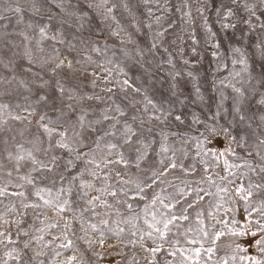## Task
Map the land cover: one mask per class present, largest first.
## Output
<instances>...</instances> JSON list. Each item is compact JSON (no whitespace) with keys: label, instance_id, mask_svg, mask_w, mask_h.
Here are the masks:
<instances>
[{"label":"snow or ice","instance_id":"1","mask_svg":"<svg viewBox=\"0 0 264 264\" xmlns=\"http://www.w3.org/2000/svg\"><path fill=\"white\" fill-rule=\"evenodd\" d=\"M139 2L145 6L150 18L145 26L151 32V42L146 48L137 46L136 57L126 47L120 49L121 55L118 56L107 44L100 47L96 41L79 40L82 48L102 55L104 60L100 63L88 55L75 62L80 65L76 69L72 60L67 57L60 59L58 49L53 48L55 56L45 58L34 54L32 48L25 45L24 57L30 65L39 64L43 68L49 62L56 61L55 66L48 69L53 77L58 76V70L87 72L89 67L94 68L89 74V82L94 90L91 93L84 92L79 87H66L60 78L54 81L51 78L44 79L40 73H32L30 80L18 79L15 74L0 75V131H11L13 121L24 124L27 129L34 116L37 117L38 130V134L34 133L33 139L27 142L31 147H25L17 141L15 151L5 148L4 153H0V205L3 206L0 209V246H3L4 257L0 259V264H10L12 261L15 264H46L45 258L47 264H97L103 259L102 252L97 251V248L104 249L107 241L113 238L126 246L138 245L149 254V264H159L156 257L162 251L173 258L179 256L178 259L165 260L164 264H201L202 255L206 257L203 264H229V260H239L241 264L245 261L248 264H264V259L255 255H239L248 251L237 240L249 235L251 220L240 228L235 219H220L217 223L223 227L211 233L208 231L209 226L205 224L206 215L215 220L221 209L225 214L233 211L226 205L233 203L236 198L245 202L249 217L256 211L264 218V199L253 200L257 194H264V0H211L220 29L225 35L214 30L207 17H204V27L207 30L205 42L213 49L211 55L216 58V70L230 67V71L227 76L218 77L212 82L217 98H213L211 122L203 121L195 112L192 113V125H203L204 132L187 138L194 142L197 150L196 157L188 165L184 163L189 156L187 148L169 144L168 134L163 131L156 156H149L156 141L150 137L151 128L147 130L149 135H145V120L141 113L147 114L149 120L164 123L170 122L168 118L172 117L183 124L185 114L180 112L174 115L177 111L175 105H186V101L205 104L206 97L201 92L197 75L192 71L185 74L177 70L169 54L166 61L156 64L157 68L164 63L171 66L167 71V88L164 89L170 94L167 98L168 106H165L163 100L158 102L154 98L153 94L158 93L163 84L158 78L153 79L154 74L144 67L145 61L142 58L154 54L164 44L168 29L153 31V25H161L166 17L163 14L155 15L150 5H156V11L168 13L171 11V0ZM27 3L28 11L36 16L51 13V5H54L64 16L74 18L62 19L61 24L72 23L80 31L86 25H91L90 13L93 17L98 16L111 29L110 34L120 39L122 45L136 44V41L117 18L119 8H123L132 18L131 26L135 31H141V24L130 7L129 0H77L76 4H72L71 0H27ZM208 6L209 0H202V7L197 8V12L205 13ZM189 7L188 0H181L176 10L182 11ZM23 11L20 0H0V50L10 46L11 51L18 47L14 41L7 39L13 35L8 28L12 23L8 14L16 15L18 26L21 23L19 14ZM183 14L191 23V11H184ZM54 18L55 15L48 16V20ZM109 22L114 23L115 28ZM238 25H246L247 33L252 35H246L245 29ZM33 27L32 23L25 25L26 29ZM35 27L40 34L37 51L43 53L44 49L39 44L49 38V29L41 25ZM229 30H233L232 34H229ZM237 31L239 39L235 35ZM18 35L23 36L25 41H30L27 31L21 30ZM225 37L231 42L228 44L230 64L225 53L220 51L225 47ZM190 38L194 45L200 43L194 33L190 34ZM50 39L61 44L66 42L63 33L59 36L53 34ZM73 39L77 40L78 37L73 36ZM245 40L249 42L247 45L244 44ZM237 44L241 46H236ZM67 47L69 51L77 49V45L71 40L67 41ZM250 48L253 49L251 53ZM164 51L168 52V49L164 48ZM192 52L196 53L195 46ZM15 55L13 52L12 56ZM127 61H134L139 65L143 69V76L130 75L131 69ZM188 63V60L184 61L185 65ZM0 65L12 70L14 60L12 57L5 60L0 55ZM27 71L32 72L30 67ZM186 78L191 81L193 89L187 94L184 91L187 86ZM98 82L106 85L100 88V92L110 95L101 96L95 91L99 87ZM20 88L29 94L24 96L26 104L23 107L4 99ZM228 89L231 91L226 94ZM117 90L123 94V100L127 104L122 105L113 100ZM33 93L35 99L32 98ZM182 96L185 98L181 99ZM92 101H101L105 105H108V101L112 103L96 112L90 103ZM208 107L211 109L212 105L209 104ZM40 109H49L55 115L49 116L47 111H39ZM129 110L133 112L130 120L139 121L138 127H133V123L129 122ZM4 143L9 142L5 140ZM209 143L213 147H207ZM236 148H242L245 155L238 153ZM5 159L12 165L11 168L5 164ZM197 162L204 165L203 175L199 179L194 178ZM25 165L29 167L27 171H22ZM221 166L225 175H220L219 172L214 173L215 178L208 175L209 167ZM133 167L137 170L135 176L130 174ZM14 172L15 181L11 179ZM33 173H39L41 179L51 181L53 186L59 184L55 194L52 188L37 185ZM5 174L9 179H3ZM177 180L179 183H175ZM237 180L241 183L237 184ZM10 187L18 190L10 191ZM168 188L172 191H167ZM212 188H215L214 192L211 191ZM73 197L82 201L83 206L74 208ZM206 197L214 198L209 202L207 213L199 207ZM5 199L8 200L6 204ZM137 201H147L142 208L143 224L147 229L137 227V221L141 218L140 213L135 211ZM120 205L128 210L127 216L120 212ZM97 208L106 211L101 214L96 211ZM29 210L32 219L38 220L42 226H24ZM44 210L54 212L56 219L49 222L50 218ZM190 210L194 211L196 227L185 229L183 235L184 243L191 247H177L181 241L170 234L173 233V228L181 227L178 221L191 219ZM67 213L71 215L66 216ZM113 214L116 216L114 221L111 219ZM74 222L79 224L78 231L82 235L77 236L73 229ZM121 224L131 225L128 237L124 236L125 229ZM256 225L257 231L250 232L253 237L264 233V224L256 221ZM212 227L215 228V225ZM52 228H58L59 233L52 235ZM45 235H52V239H45ZM21 237L26 239L21 240ZM224 238L231 241L227 247L232 249L233 254L213 262V255L224 246L221 243ZM77 240L84 242L91 257L78 246ZM147 241H151L153 247H145ZM166 245L169 247L166 248ZM251 246L264 254V235L255 239ZM25 250L31 252L27 258ZM65 252L71 254L65 256ZM60 257L63 259H58Z\"/></svg>","mask_w":264,"mask_h":264},{"label":"rangeland","instance_id":"2","mask_svg":"<svg viewBox=\"0 0 264 264\" xmlns=\"http://www.w3.org/2000/svg\"><path fill=\"white\" fill-rule=\"evenodd\" d=\"M72 4H76L77 0H71ZM82 2V0H81ZM163 2V0H162ZM181 3V0H171L170 7L171 11L168 13H162V11H156V5H150L154 9L155 15H165V19L162 21L161 25H153V31L159 29L163 30L164 28H167L168 31L166 33V38L164 41V44L161 47H158V49L155 50L154 54H148L142 59L145 61L144 67L149 68L151 72L154 74L153 79H159L161 83L163 84V88H160L158 93H154V98L159 102L163 100L165 106H168V96L170 95L164 89L167 88V71L170 70L171 66L167 63H164L162 67L157 68L156 64L160 63L161 61H166L169 58V54L173 61L175 62L177 66V70H181L185 74L188 71H192L194 74L197 75L200 86H201V92L206 97V103L200 104L197 103H191L186 101V105L176 104L175 107L177 109L175 114H179L180 112H183L185 114L184 123L181 124L172 117H169L168 120L170 122H164L161 123L160 121L156 120H149L147 114L141 113L145 120L144 125V133L145 135H149L148 129L151 128L152 132L150 133L151 139L156 141V143L153 144V151L149 153L150 157H155L156 152L159 150V143L162 139L161 137V131L168 134V143L174 145L175 147L179 148L181 146H184L187 148L189 152V156L184 160V163L186 165L193 162V158L196 157V148L194 145V142L191 140H188V137L191 136H197L200 133L204 132V126L203 125H192V113L195 112L201 120L211 122V115L214 111V104H213V98H217V93L215 88L212 86V82L214 79H217L218 77L227 76L228 72L230 71V67L228 69H220L219 71L216 70V58L211 55L212 48L206 44V37H207V30L204 27V17H207V21L211 27H213L214 30L218 31L220 35H225V33L220 29L219 22L217 20V17L215 15V9L211 4V0H209V6L208 10L205 13L197 12V8L202 7V0H188L189 8H185L182 11H177L176 8ZM20 5L24 9L22 14H19L21 17V23L17 26L16 24V15L9 13V18L11 19L12 23L8 26L9 31L13 32V35L9 36L7 39L12 40L15 42L18 47L12 48L11 51L9 50V47H4L2 50H0V55L4 57L5 60H7L9 57H12L14 60V68L12 70L5 69L2 65H0V75L4 76H10L12 74H15L18 79L23 78L30 80L32 78V73H40V75L44 79L51 78L53 81L57 78L61 79V82L66 87H79L82 91L91 93L94 91L91 87V84L89 82L90 76L89 74L94 71L95 69L92 67H89L87 69V72H81V71H70L67 69L64 70H58V76H51V73L48 71V69L53 68L55 66L56 61H51L47 65H45L43 68L40 67L39 64H29L28 60L24 57V50L25 45H28L32 48V51L34 54L38 56H43L45 58H48L50 56H55L56 53L53 51V48L59 50V57L60 59H64L67 57L69 60H72L74 62L75 68L79 69L80 65L76 64V61H81L82 59L86 58L88 55H91L93 60L102 63L104 60V57L98 53H93L85 48H82L79 44V40H84L88 42L89 40L96 41L97 46L103 47L105 44H107L110 48H113L117 55L120 56V49L126 47L128 51L131 53L133 57L137 56L136 53V47H147L149 43L151 42V32L147 29L145 26V22L149 21L150 18L147 16L146 8L145 6L139 2V0H129V5L132 8L137 20L141 24V31L136 32L135 29L131 26L132 24V18L128 15L127 12L123 10V8H119L116 12L117 18L120 19L121 24L127 29L129 33H132L133 39L136 41V44H127L122 45L120 42V39L118 37L112 36L110 34L111 29H109L107 26H105L104 23L101 22L100 18L93 17L90 13V19L92 20V23L90 26L86 25L85 29L83 31H80L77 29V27L73 26L72 23L68 24H61L62 19H69L74 20V18H68L63 15V13H60V10L55 8L54 5H51L52 12L51 13H45L41 16H36L32 12L28 11V3L27 0H20ZM191 11V23H189V18L184 16V11ZM49 15H55V18L53 20H48ZM241 15H244L241 13ZM7 24V21L4 22ZM28 23H32L34 25L31 29H26L25 25ZM112 23V22H109ZM35 25H41L49 29L48 36L49 38L44 39L40 42L39 47L44 49L43 53H39L37 51V41H40V34L38 29L35 27ZM238 27L245 29L246 35H252L247 33V26L246 25H238ZM112 28H115V24L112 23ZM21 30L27 31L28 36L30 37V41H25L23 36L18 35V33ZM233 30H229V34H232ZM61 33H63L64 37L66 38V42L64 44L59 43L58 41L50 39V37L55 34L59 36ZM194 33L195 37L199 39L200 43L198 45H194L193 39L190 38V34ZM123 35V33H122ZM236 38L239 39V32L237 31L235 33ZM73 36L78 37L77 40L73 39ZM255 35H253V40H255ZM71 40L73 44L77 45V49L75 51H69L67 47V41ZM173 41H175L173 43ZM231 43L227 40L225 37V47L222 48L220 51L225 53L226 58L229 59L230 64V57L231 52L228 47V44ZM249 42L245 40L244 44L247 45ZM196 47V53L194 54L192 52V48ZM236 46H241L237 44ZM164 48L168 49V52L164 51ZM253 49H249V52L251 53ZM15 52L16 55L12 56V53ZM109 55H111V52H109ZM259 57L257 56V60ZM188 60L189 63L187 65L184 64V61ZM128 67L131 69L130 75L133 76H143V69L140 68L139 65H136L134 61H127ZM31 68L32 72L29 73L27 71L28 68ZM98 71V70H97ZM187 80V78H186ZM99 83V82H98ZM103 83H99V87L95 89L97 93H99L101 96H107L110 94L100 92V88L105 87ZM159 87V86H158ZM185 93L192 92V86L191 81L187 80V86L184 89ZM230 89L226 90V94L230 93ZM29 95L23 88H20L18 92L14 93L12 96L5 97L4 99L7 102H10L11 104L15 105L19 103L22 107L26 104L24 101V96ZM32 98L35 99V93H33ZM185 97L182 96L181 99H184ZM194 99V96L192 97ZM175 100V97L172 98ZM113 100L117 103H121L122 105L127 104V101L123 100V94L119 93L117 90V93L115 96H113ZM92 107L98 112L100 109L104 108L105 106H110L111 101H108V105H105L104 102L101 101H92L90 102ZM211 104L212 108L210 109L208 105ZM139 107V106H138ZM16 111H22V109H16ZM39 111H47L49 116H54L55 113L50 111L49 109H40ZM23 114V113H22ZM133 115V112L129 110L128 112V118L129 122L133 123V127H138L139 121L132 122L130 120V117ZM74 118V116H73ZM36 119L37 117H31L32 124L25 129L24 124H21L18 121L11 122V131L4 130L0 131V153H4L5 148H11L13 151H15L14 145L17 141L20 143H23L25 147H31L29 143H27L29 140L33 139V134H38V130L36 127ZM220 123H223V121H220ZM23 133V135H21ZM175 133L176 135H173ZM7 140L9 143L5 144L4 141ZM186 141V143H185ZM207 147H213L211 143L207 145ZM233 147H236L235 144H233ZM236 151L240 153L241 155H245L242 148H236ZM235 159L234 157L232 158ZM5 164L8 166V168H11L12 165L5 159ZM29 166L25 165V167L22 169V171H27V168ZM204 165L197 162V173L195 175V179H199L201 175H203ZM215 172H219L220 175H225L226 173L223 171L222 166L220 168H211L208 169V175H213ZM130 174L135 176L137 174V170L133 167L130 170ZM33 175L36 177V183L40 187H50L53 190V194H55L56 187L59 186L57 184L56 186H53L51 181L46 179H41L39 173H33ZM177 175H180L177 173ZM215 178V176H214ZM4 180L9 179L6 174L3 176ZM13 181L16 179L15 172L13 173V177H11ZM255 180V178H253ZM2 182V181H0ZM175 183H179V180L175 181ZM241 183L240 180H237V184ZM206 187V185H203ZM234 187V186H233ZM10 191H16L18 189L11 188ZM29 191H31V188H29ZM167 191H172L171 188H168ZM211 191H215V188H212ZM95 195V193H92ZM31 199H35V197H30ZM15 199V198H13ZM264 199V194H257L253 197L254 201H258ZM74 208H79L83 206V202L77 200L75 197H73ZM111 202V198H109ZM213 197H206L203 202H201V205L199 206L202 210L207 213L209 210V202L213 201ZM4 203H8V200L5 199ZM147 203V201H137L135 206V211L137 213H140V220L137 221V227L138 228H144L147 229V226L143 224V212L142 208L143 205ZM2 205H0V209H2ZM120 209V212L127 216L128 210L120 205L118 206ZM159 207V206H157ZM226 207H231L233 211L225 214L224 210L221 209V211L217 214L216 219H212L211 217L205 216V224L208 225V231L211 233L212 231L218 230L223 227L222 224L217 223V220L224 219V220H231L235 219L239 222L238 227L243 228L249 220L252 221V224L249 229V235L240 237L237 240V243L241 244L243 247H246L248 249L247 253H239V255H255L258 258L264 259V254L257 251L255 248H253L251 245L254 242L255 239H259L260 235H264V233H258L257 236L253 237L251 236V231H257V225L256 221H259L261 224H264V218H262L259 213L256 211L252 212V215L249 217L248 212L245 209V202L239 200L238 198L235 199V201L229 205H226ZM47 214V216L50 218L49 222L53 219H56L55 213L50 210H44ZM97 212L103 213L106 210L102 208H97ZM191 212V219L189 221H178L181 225L180 228H173V233L170 234V236H174L175 238L179 239L181 241V244L177 247H191V245H187L184 243V231L185 229L191 227H196V221H195V215L194 211L190 210ZM29 216L26 218V223L24 226H27V224H35L37 227H40V222L38 220L32 219L31 210H29ZM71 213H67L66 216H70ZM88 215V214H86ZM41 219H43V216H41ZM113 221L116 219L115 214H113L112 218ZM149 219L151 217L149 216ZM95 220V218H93ZM61 224H63V221H61ZM212 225H215V228L212 227ZM121 227L125 229L124 236L128 237L129 232L131 229V225H125L121 224ZM73 229L76 230L77 236L82 235L78 231L79 224L74 222L73 223ZM11 230V229H9ZM50 232L52 235H56L59 233L58 228H52L50 229ZM52 235H45V239H52ZM13 236H15V233L13 232ZM191 236V233L189 234ZM132 239H135V237H131ZM26 239V237H21V240ZM76 243L78 246L86 252V254L91 257V252L88 251L87 246L84 244L83 241L77 240ZM224 246L220 247L218 251L213 255L212 261L220 260L223 257H231L232 249L227 247L231 241L228 238H224V240L221 242ZM108 245H114L113 247H108ZM22 246V245H17ZM35 247V244L33 245ZM208 246V243H205V247ZM11 247V246H10ZM145 247L151 248L153 247L151 241H147ZM166 248L169 246L166 245ZM26 251L25 258L31 255V252L28 250ZM97 251H101L103 254V259L99 260L97 264H149L150 256L147 252H145L143 249H141L138 245L133 247L131 245H125L121 244L118 239L113 238L107 241V244L105 245L104 249L97 248ZM70 252H65L64 255H70ZM51 255V253H50ZM3 246H0V259H3ZM179 256L176 258H173L171 256L166 255V252L162 251L159 253L156 257L159 264H164L165 260H173L178 259ZM46 264H47V258ZM58 259H63V257H60ZM93 260H95L94 257H92ZM206 259L202 255L201 258V264H203V261ZM10 264H15L14 261L10 262ZM209 264H212V262H209ZM229 264H241L239 260L233 262L229 260ZM244 264H248L247 261L244 262Z\"/></svg>","mask_w":264,"mask_h":264}]
</instances>
